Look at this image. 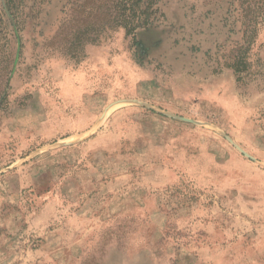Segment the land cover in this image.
<instances>
[{"label": "rangeland", "instance_id": "obj_1", "mask_svg": "<svg viewBox=\"0 0 264 264\" xmlns=\"http://www.w3.org/2000/svg\"><path fill=\"white\" fill-rule=\"evenodd\" d=\"M151 1L71 57L0 0V264H264V29L238 75L237 0Z\"/></svg>", "mask_w": 264, "mask_h": 264}, {"label": "trees", "instance_id": "obj_2", "mask_svg": "<svg viewBox=\"0 0 264 264\" xmlns=\"http://www.w3.org/2000/svg\"><path fill=\"white\" fill-rule=\"evenodd\" d=\"M73 0H59L67 10ZM151 0H74L69 17L64 20L57 36L65 43L66 54L81 57L86 44L97 43L109 30L124 29L135 37L139 30L153 26L158 9ZM236 22L241 23L243 44L237 47L235 61L230 67L239 75L249 69L250 53L256 36L264 29V0H237ZM68 13H66L67 15ZM4 92V91H3ZM0 94V108L6 95Z\"/></svg>", "mask_w": 264, "mask_h": 264}]
</instances>
